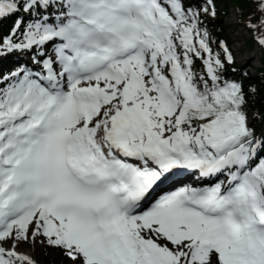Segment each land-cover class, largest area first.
<instances>
[{
	"label": "snow or ice",
	"instance_id": "snow-or-ice-1",
	"mask_svg": "<svg viewBox=\"0 0 264 264\" xmlns=\"http://www.w3.org/2000/svg\"><path fill=\"white\" fill-rule=\"evenodd\" d=\"M13 15L0 264H40L38 245L62 264H264V80L213 32L216 0H0ZM237 23L264 51V0Z\"/></svg>",
	"mask_w": 264,
	"mask_h": 264
},
{
	"label": "rangeland",
	"instance_id": "rangeland-1",
	"mask_svg": "<svg viewBox=\"0 0 264 264\" xmlns=\"http://www.w3.org/2000/svg\"><path fill=\"white\" fill-rule=\"evenodd\" d=\"M237 20L235 18V13L231 10L229 18L226 20V25L228 27L227 36L233 42V46L237 51V56L239 61H249L253 65L251 70H255L257 67H260L259 57L261 56L260 50L255 47L253 50L249 49L245 43V37L247 36V31L241 26H236ZM240 49V52L238 50ZM29 251L34 252L37 256L45 261L57 262L56 264H62V261L59 257H54L51 250L43 246H36L35 248L29 247ZM53 259V260H52Z\"/></svg>",
	"mask_w": 264,
	"mask_h": 264
},
{
	"label": "trees",
	"instance_id": "trees-1",
	"mask_svg": "<svg viewBox=\"0 0 264 264\" xmlns=\"http://www.w3.org/2000/svg\"><path fill=\"white\" fill-rule=\"evenodd\" d=\"M228 1L234 2L236 4H241L242 6H244L251 0H219V3H222V4L226 5ZM222 15L223 14L221 12L218 13L219 17H222ZM260 72L264 73L263 70H261ZM253 81L256 82V83H260V79L259 78H253Z\"/></svg>",
	"mask_w": 264,
	"mask_h": 264
}]
</instances>
